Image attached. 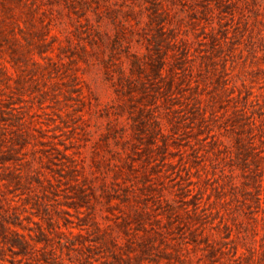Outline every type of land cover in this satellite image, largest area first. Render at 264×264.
Returning a JSON list of instances; mask_svg holds the SVG:
<instances>
[{
    "label": "rangeland",
    "instance_id": "obj_1",
    "mask_svg": "<svg viewBox=\"0 0 264 264\" xmlns=\"http://www.w3.org/2000/svg\"><path fill=\"white\" fill-rule=\"evenodd\" d=\"M0 264H264V0H0Z\"/></svg>",
    "mask_w": 264,
    "mask_h": 264
}]
</instances>
